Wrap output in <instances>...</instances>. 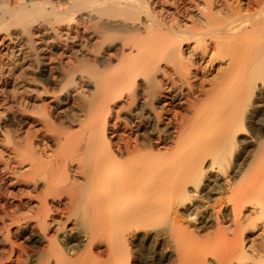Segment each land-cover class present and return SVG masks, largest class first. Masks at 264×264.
I'll use <instances>...</instances> for the list:
<instances>
[{"label":"bare ground","instance_id":"obj_1","mask_svg":"<svg viewBox=\"0 0 264 264\" xmlns=\"http://www.w3.org/2000/svg\"><path fill=\"white\" fill-rule=\"evenodd\" d=\"M159 1L0 0L9 42L0 59V143L8 146L0 163L19 170L25 186L41 179L45 198L67 195L75 211H52L44 200L35 217L44 225L65 212L88 218L77 236L91 251L107 232L111 264H132L133 247L162 217L168 224L155 232L172 247L169 264H264V130L249 126L264 99V0ZM37 83L49 104L34 99ZM255 115L264 122L263 110ZM247 133L254 153L239 164ZM70 170L82 182L70 184ZM247 226L260 228L250 236ZM67 234L54 241L57 258L71 255ZM212 236L220 249L211 259L203 247ZM69 258L63 263L75 264Z\"/></svg>","mask_w":264,"mask_h":264},{"label":"rangeland","instance_id":"obj_2","mask_svg":"<svg viewBox=\"0 0 264 264\" xmlns=\"http://www.w3.org/2000/svg\"><path fill=\"white\" fill-rule=\"evenodd\" d=\"M163 1L166 2V0H163ZM155 2H160V1L159 0H155ZM157 6L159 8H161L162 11L172 12L171 7L169 5H167L166 3L163 4L161 2ZM1 35H2V37H1ZM3 35H5V34L4 33L0 34V51H1L0 54H2L0 56H3V57H0V59L1 58L3 59L5 57L8 49H9L8 48L9 47V45H8L9 42L7 41L8 39H7L6 36L4 37ZM4 39H6V40H4ZM2 43H4V44L1 45ZM47 55L51 56L50 53H48ZM206 61L203 64V66L206 65ZM218 68H222V67H218ZM218 68H216L217 71H218ZM6 70H7V67L6 66L3 67V71H6ZM216 70L213 71V72H208L207 75H206L207 76L206 80H208V79L211 80L215 76ZM40 86H41L40 83L35 84V87H33V90H32V95H34V94L38 95V97L34 95V99L37 100L39 103L49 104V102L52 101L50 99L51 94L44 95L45 93L43 94V92H41L42 88ZM9 87L11 88L12 85L11 86L10 85L7 86V88H9ZM76 87H79V86H76ZM205 88L208 89L209 85L207 84L205 86ZM9 89H7V90L8 91H13L12 89H14V88L12 87L10 90ZM82 90L85 91L83 88H82ZM0 98H2L1 95H0ZM36 98H38V99H36ZM262 101H263L262 103H259L261 105H259V104L257 105L258 107H257V109L255 110V112L253 114L254 118L252 117V119L250 120V124H249L250 130H252L254 127H260L259 125H261L263 130H264V122L261 121V120H257L256 117H259V115H255V114L259 113L260 110L264 111V108H262L263 105H264V99ZM14 109L15 108H13L11 111L10 110H8V111L11 113ZM182 110H180V112L182 111L181 114H183V116L190 117L192 115L188 109L186 110V108H183ZM8 111H6L4 113L10 114ZM27 114L29 116H32V117H35V118H37L38 115H39L38 112L36 113V111H34V110H31L30 112H27ZM259 122L263 123V124H260ZM111 124H112V122H111ZM40 127H41V125L37 123L36 128H40ZM242 137H245V138H244V140L241 141V143H240V145H239V147L237 149L238 151H236L237 153H235V156L237 157L239 164H244V163H247V162L249 163V160L251 159V156L254 153V147H253V144H254L253 143V139L254 138L253 139L252 138L249 139L248 138L249 137L248 133L246 134V136H242ZM171 144L173 146V141H172ZM171 144L169 143L166 146L171 145ZM6 145L7 144L0 143V151H2L0 153H1V155H3L2 162H3L4 159H7L6 158L7 155H6L5 151H6V148L8 146L5 147ZM168 147H166V148H168V149L172 148L171 146H168ZM0 162H1V159H0ZM262 162L264 163V161H262ZM10 168H12V170H6L4 168V164L0 163V261H1L0 264H21V263L23 264V262H24V264H56V263L57 264H64L63 262L65 260L67 261L69 256H70L69 260L72 259L75 264H105V263H107V264L110 263L111 264V262L113 263V260H111L109 262V259H113V258H111L113 255L110 257V255L112 253L109 250L110 248H108L109 247L108 242H109L110 238L108 237L109 235H108L107 232H105L103 234V236H101V238L104 237L103 240L100 238V236H99V239H101V240L96 238L97 236H94L95 239L97 240V242H92L91 251H89V248H85L86 247V246H84L85 242L82 241L81 237L77 236V235L80 236V235L83 234L82 232L80 234L81 230L87 231L84 227H88V225L91 224L90 221L88 220V218H83V217L79 218V216L75 215L76 216L75 217L74 215H72L71 217H69L67 219L66 215H64V214H66L68 212H65V213L63 212L64 214L60 215V216H62L61 218H60V216L59 217H55L54 219L53 218H49V217L45 218V224H47L48 226L44 225L41 222V221H43V219L38 218V217L36 218L35 217L36 215H34V213L36 211H38V210L40 212L42 211V207H43L42 203H43L44 200L46 201L47 207L49 206V207H51L50 208L51 210L53 209L52 211H54L55 208L56 209L60 208L59 210H62L64 208L62 211H69L70 210V212H73V211L76 210V206L71 205L70 207H72V208L68 207L70 203L69 204L67 203L68 199L66 198L67 195H65V194L63 195V197H61L62 200L60 199V201L58 200L57 197L56 198H52L53 195H51V196L49 195V196H47L45 198V196L43 194V191L45 190V187H43V186L45 185V183L43 184L42 183L43 181H40L41 179H39V178L36 179L35 178L36 179L35 187H33V186L31 187V185H28V184L25 186V184L19 183V182H22L21 181L22 178L19 177V173H21V172L19 170H15V168L13 166H11V165H10ZM73 172H74V174L76 173L74 170L73 171H71V170L69 171V174H70L69 176L71 178L70 184H71L72 180H74L73 178H75V181H77L75 184H77L78 182H82V181H78V179L81 180L80 179L81 177H79L81 175H77L78 173L73 175ZM76 176H77V178H76ZM18 177H19V181H18ZM38 180H39V182H37ZM16 181H18V182L16 183ZM33 188L35 190L37 189L36 193H35V190ZM61 188H63V186H61ZM24 193H25V195H24ZM15 195H16V197H15ZM57 202H59V203H57ZM64 202L66 204H64ZM58 204H59V207H58ZM60 204H61L62 207L60 206ZM2 206H3V208H1ZM5 208H6V210H5ZM66 208H67V210H66ZM2 209H4V210H2ZM11 211H13V213L16 212L15 216L12 213V216H14V217L10 216L11 215ZM31 211H34V212H32V214H31ZM6 212L8 213L7 215H6ZM25 212L27 214L30 212L28 214L29 216ZM23 213H25V214H23ZM203 215H201L199 217L201 220L203 219V217H202ZM4 216H6V217H4ZM24 216H27V217H24ZM10 218L13 219V220H11ZM56 219H58V220L55 221ZM85 219H87V220H85ZM257 221L258 220L255 221V225L256 226L257 225L260 226L259 224H261L262 221H260L261 223L259 221H258L259 223H257ZM56 222H58V223H56ZM156 223H154L156 225L153 224L152 226H150L148 228L149 233H151L152 235L149 234V236L147 235L148 237L145 236V239H144V236L141 235L142 238H140L139 241L142 239V242H143L144 245L142 244L141 241L140 242L138 241V245L136 247H133L134 257L138 256V258H140V259L134 258V260L132 261V264H136V261H137V264H143V263L144 264H155L154 263L155 260H157L158 264H163V263L167 264L168 260L170 261V258H172L171 257L172 256L171 254L173 253V250H171L172 247L169 248L170 246L167 243L163 242L164 238L159 236L160 232H155V231H159V229H162V228L165 229V227L168 224L167 217H162L158 221L156 220ZM165 223H166V225H165ZM192 223H194V225H195V223H197V221H193ZM39 224H41V226ZM60 225H63V230L62 229L61 230H57L58 229L57 226H60ZM155 226H156V228H155ZM153 227L155 228V230L153 229ZM247 228H248V226H247ZM258 228H260V227L254 228L253 231L251 230L252 232H250V229L249 230L247 229L248 231L247 230L246 231L248 233L247 232H245V233H247L250 236H252L255 232H257L255 230H258ZM87 229H89V227ZM93 229H94V226H93ZM208 230L209 229H206L207 232H209L210 230L212 232V229H210L209 231ZM225 232L227 233L229 231H225ZM65 234L68 235L69 241L72 244V251L70 252L71 255H66L65 256L66 259L64 257H62V256H61V258H57V257H55V253L52 252V251L55 252V242L54 241L57 242V240H58L57 238H59V236L61 237L62 235H65ZM156 234H157V236H159V238L156 236ZM202 234L199 235V241H200V239H201V241L205 240L204 239L205 236H203ZM227 234H228V236L231 237L232 232L231 233H227ZM229 234H231V235H229ZM74 235H76V236H74ZM105 235H107V236H105ZM201 236H203V237H201ZM155 237H156L157 240L156 239L154 240ZM230 237H228V238H230ZM71 238H73V239H71ZM78 238L81 239V240H79ZM92 239H93L92 241H96L94 238H92ZM211 239H212L211 242H213V243L212 244H206L205 247H203V252L211 254V256L209 254L208 255L212 259V255L216 254L219 251L220 243L217 244L216 240L215 241L213 240L214 239L213 236H212ZM147 240H150V241H147ZM161 240H162L163 243L161 242ZM50 242H53V243H50ZM148 242H151V243H148ZM152 243H154V244H152ZM160 243H161V245H159ZM214 243H216V245ZM49 244H51V245L49 246ZM196 244L200 245V243L196 242L194 244L192 243L191 246H194V245L196 246ZM53 245H54V247H53ZM146 245H148V247H146ZM149 245H150V247H149ZM156 245H157V247H156ZM207 245H208V247H207ZM51 246L53 247L54 250L52 249ZM159 247H160V250L162 249L161 251L158 249ZM168 249L171 250L172 252L169 251ZM150 250H152L153 252L150 251ZM158 250L160 252H163V250H165L166 252H164V254H163V253H160ZM206 250H208V252ZM108 251H110V252H108ZM144 252L146 254H144ZM149 252L152 253V254H150ZM157 252H159V253L157 254ZM170 252H171V254H170ZM147 253L149 254L148 256H147ZM108 254H109V256H108ZM160 254H162V255H160ZM156 255H158V256H156ZM144 256H146V257H144ZM108 257H110V258H108ZM157 257L161 258V259H158ZM164 257L165 258L167 257V258L165 259ZM18 258H19L20 261L18 260ZM55 258H57V259L55 260ZM62 258H63V261L61 260ZM163 258H164V260H163ZM135 259H136V261H135ZM141 259H143V261ZM58 260H60V261H58ZM61 261H62V263H61ZM71 261H69V262H71Z\"/></svg>","mask_w":264,"mask_h":264}]
</instances>
